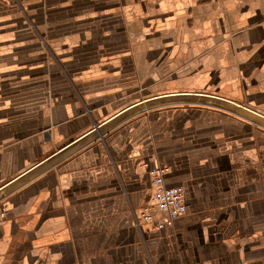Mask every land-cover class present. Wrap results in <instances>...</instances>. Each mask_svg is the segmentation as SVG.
Returning <instances> with one entry per match:
<instances>
[{
	"label": "crops",
	"instance_id": "1",
	"mask_svg": "<svg viewBox=\"0 0 264 264\" xmlns=\"http://www.w3.org/2000/svg\"><path fill=\"white\" fill-rule=\"evenodd\" d=\"M180 95L264 117V0H0V190ZM155 168L185 210L152 229ZM0 264H264V128L190 102L123 120L0 198Z\"/></svg>",
	"mask_w": 264,
	"mask_h": 264
},
{
	"label": "water",
	"instance_id": "2",
	"mask_svg": "<svg viewBox=\"0 0 264 264\" xmlns=\"http://www.w3.org/2000/svg\"><path fill=\"white\" fill-rule=\"evenodd\" d=\"M183 102H190V103H200L205 105H210L214 107H218L227 111H230L236 115L241 116L244 119L249 120L250 122L259 125L264 128V117L246 109L244 107L235 105L233 103H229L228 101H223L220 99H215L212 97L206 96H196V95H180V96H167V97H160L158 99L144 101V103H140L135 105L126 111L122 112L121 114L117 115L113 119H110L106 123L96 127L91 132L87 133L77 141L71 143L59 153H56L54 156L49 158L48 160L44 161L40 165L36 166L29 172H27L22 177L18 178L17 180L13 181L6 187L0 190V198L4 197L5 195L13 192L17 188L21 187L24 183L29 181L30 179L35 178L37 175L41 174L42 172L46 171L47 169L51 168L52 166L56 165L69 155L73 154L80 148L86 146L96 138L103 135L105 132L113 128L115 125L119 124L123 120L138 114L140 112L150 110L153 108H157L160 106H165L169 104L175 103H183ZM72 142V141H71Z\"/></svg>",
	"mask_w": 264,
	"mask_h": 264
},
{
	"label": "built area",
	"instance_id": "3",
	"mask_svg": "<svg viewBox=\"0 0 264 264\" xmlns=\"http://www.w3.org/2000/svg\"><path fill=\"white\" fill-rule=\"evenodd\" d=\"M166 169L155 168L149 171L151 178L152 195L150 202L146 205L139 216L138 221L149 224L152 229L163 226H172L174 221L181 217L185 210L184 190L181 186L166 187L163 177ZM154 212H159L160 217L152 218Z\"/></svg>",
	"mask_w": 264,
	"mask_h": 264
}]
</instances>
